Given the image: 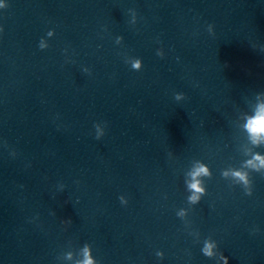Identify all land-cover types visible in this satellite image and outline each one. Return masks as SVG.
<instances>
[{"label": "clouds", "instance_id": "9594fccd", "mask_svg": "<svg viewBox=\"0 0 264 264\" xmlns=\"http://www.w3.org/2000/svg\"><path fill=\"white\" fill-rule=\"evenodd\" d=\"M133 67L135 68H139L140 64L139 62H137L136 64L133 65ZM247 128L249 129V133L250 135L253 136L254 141L257 140L260 137V134L262 132H264V106H261L260 110L257 112V115L252 117L249 121V124L247 125ZM259 159V157H257ZM205 171V169L203 167H201L200 169H198L195 173H193V176H197L200 174V172ZM235 175L240 176V173H235ZM241 179H243V177L241 176ZM189 188L193 191V195L191 197H189V199L192 202H197L200 197L198 195H196V193H203L204 189L202 187H200V184L198 181H194L192 184L189 185ZM212 245H206L205 249H204V255L206 256H211L213 253L211 251L212 249ZM84 264H92L91 259L87 257L86 254V259L84 261ZM225 264H227V261L225 260Z\"/></svg>", "mask_w": 264, "mask_h": 264}]
</instances>
